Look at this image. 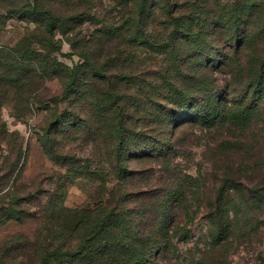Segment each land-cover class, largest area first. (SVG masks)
I'll return each instance as SVG.
<instances>
[{"label":"trees","instance_id":"trees-1","mask_svg":"<svg viewBox=\"0 0 264 264\" xmlns=\"http://www.w3.org/2000/svg\"><path fill=\"white\" fill-rule=\"evenodd\" d=\"M10 16L34 24L36 36L0 48V109L9 104L18 119L32 103L49 110L43 151L75 178L95 177L105 188L114 182L94 209L65 207L61 183L46 202L37 199L39 190L3 194L0 200L10 201L0 204V224L38 217L39 225L33 241L10 238L0 264H170L177 254L172 238L180 234L171 214L183 207L185 189L174 182L172 190L140 195L130 182L146 172L138 164L166 157L180 128L242 129L261 113L264 0H112L109 7L101 0H0V35ZM58 35L70 45L69 56L81 60L72 68L54 55ZM139 50L163 60L140 62ZM216 74L228 75L224 85ZM54 78L71 112L48 106L59 102L45 96ZM66 135L91 147L97 171L75 153L59 152L58 138ZM13 169L6 168L7 179ZM31 197L38 200L35 212L23 208ZM136 198L142 212L130 206ZM210 221L219 234L214 240L222 239L229 221Z\"/></svg>","mask_w":264,"mask_h":264},{"label":"rangeland","instance_id":"rangeland-1","mask_svg":"<svg viewBox=\"0 0 264 264\" xmlns=\"http://www.w3.org/2000/svg\"><path fill=\"white\" fill-rule=\"evenodd\" d=\"M101 1L106 7L112 6V0ZM32 33L36 36L34 24L11 17L0 35V48H15ZM40 39L41 34L37 31L36 40ZM55 41L61 42L60 51L54 53L60 62L69 68L81 62L79 57L69 56L70 45L62 36L58 35ZM138 57L145 63H150L151 59L163 60L160 55L144 50H139ZM216 78L222 86L228 75L216 74ZM45 88L47 99L55 97L59 100L48 104L52 113L72 111L62 101L63 87L58 78L48 81ZM259 110L261 113H254L242 129L184 126L174 135L171 151L166 157L138 164L146 172L139 170L130 182L129 189L135 190L136 194L148 195L166 188L172 190L174 182L185 189L183 207L173 209L171 214L173 219L177 216L175 222L180 227V234L172 238L174 253L177 254L173 255L170 264H264V107ZM50 114L49 110L36 103L31 104L28 115L23 119L14 116L9 104L0 109V190L3 189L0 197L15 187L18 196L39 190L41 197L37 199L46 202L48 195L61 183L66 192L65 207L94 209L107 201L114 181L108 180L105 188L95 177L75 178L69 175L68 167L59 166L43 151L42 130ZM77 138L60 136L59 152L75 153L84 162V168L90 172L97 171L96 153H92L90 146L78 142ZM86 159L89 164H86ZM10 166L14 169L7 179L4 173ZM133 166L129 165L130 168ZM141 173L145 176L142 177ZM145 180L147 187L144 188ZM37 199L31 197L23 208L37 211ZM136 199L130 206L142 212L145 207L141 204L144 202ZM9 201V198L1 199L0 204L7 206ZM212 216L218 217L222 223H230L222 239L213 238L219 234L216 224L210 221ZM38 225V217L24 222L11 219L0 224V249L10 238L18 235L33 241Z\"/></svg>","mask_w":264,"mask_h":264}]
</instances>
